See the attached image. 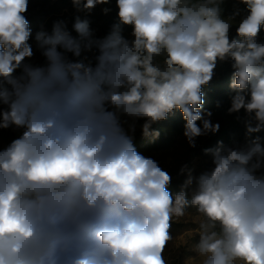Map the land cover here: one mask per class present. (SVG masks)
<instances>
[{
    "label": "clouds",
    "instance_id": "clouds-1",
    "mask_svg": "<svg viewBox=\"0 0 264 264\" xmlns=\"http://www.w3.org/2000/svg\"><path fill=\"white\" fill-rule=\"evenodd\" d=\"M71 2L89 15L111 0ZM115 2L103 38L79 14L76 36L64 20L38 31L45 64L34 66L29 0H0V129L20 131L0 148V264H168L172 223L189 208L202 219L186 264H264V137L253 135L264 131V0H235L226 18L224 0ZM93 50L94 65L67 55ZM222 62L246 143L204 149L212 167L183 165L173 194L171 175L136 150V123L155 140L152 126L179 110L190 147L216 134L203 88Z\"/></svg>",
    "mask_w": 264,
    "mask_h": 264
},
{
    "label": "rangeland",
    "instance_id": "rangeland-1",
    "mask_svg": "<svg viewBox=\"0 0 264 264\" xmlns=\"http://www.w3.org/2000/svg\"><path fill=\"white\" fill-rule=\"evenodd\" d=\"M54 1L55 0H29L28 10L26 13L34 14L36 11L43 12L48 9H50V11H54L55 13L69 11L68 7L62 8L59 2ZM236 6L237 5L235 4V0H224V2L221 4L222 16L225 18L228 17L234 11V8ZM239 7L242 8L243 5H239ZM238 19L239 18H237V22ZM44 22L45 18L37 28L34 26L31 27L32 36L29 40V44L33 49V56L30 59L26 58L25 62L30 63L34 66L45 64V58L42 56L41 49L39 48L37 41L35 40L36 33L38 31L44 30ZM91 30L93 31L96 38H103L102 36H99L97 28H91ZM130 33L131 31L126 32L125 36L131 38ZM230 35L232 38H238L236 36V22H234L233 24ZM259 39L261 42H264V30L261 31ZM94 51L95 50H93V52ZM76 59L78 58H72V60ZM89 61L92 64L95 62L94 59H88L85 62L87 63ZM226 68H231L229 62L219 63L217 68L215 69V74ZM17 71V76L21 75L22 70ZM229 107L230 99L227 101L223 109H221L217 113H213L211 117L212 122L219 123L220 127L234 126L237 124L244 126V111L241 110V112L238 114H229L227 111ZM237 115L241 118L240 120L237 119ZM143 122V120H140L136 123V131L134 134V138L136 139L143 136L141 130V125L143 124ZM198 125L202 127V123L200 121H198ZM183 131L184 128L178 131L172 130L169 133L170 142L168 144L162 146L161 148H153L147 151H141L139 153L144 155L145 157H150L156 160L159 166L163 170L167 171L172 178L176 177L179 174L180 168L185 164L194 169V175H199L201 172L210 169L212 167L211 156L194 155L193 153V149L196 148L210 134L207 136L198 137L196 139V147L193 148L190 147L187 143L186 138L183 135ZM19 135V130H14L12 128L0 129V148L6 147ZM260 136L264 137V132ZM245 143L246 137H236L232 139L227 145L233 147H242L245 145ZM201 219L202 217H200L196 213L195 208H189L188 214L185 217L180 218L179 220L172 223L170 233L173 239L168 243L164 252V257L168 264H186V261L189 257L195 256V253L191 251V246L199 239L198 236H195V230L198 228Z\"/></svg>",
    "mask_w": 264,
    "mask_h": 264
},
{
    "label": "trees",
    "instance_id": "trees-1",
    "mask_svg": "<svg viewBox=\"0 0 264 264\" xmlns=\"http://www.w3.org/2000/svg\"><path fill=\"white\" fill-rule=\"evenodd\" d=\"M54 2H59L62 8L68 7L69 11L55 13L54 11H50V9H48L43 12L36 11L34 14L25 13L26 18L29 21L30 28L33 26L37 28L45 18L44 31L51 33L53 22L57 20H64L67 23L68 30L72 33V35H76L72 26L74 24L75 16L79 14L82 19H87L89 21L90 28H97L99 36L104 37L110 32L112 25L118 23V9L116 7L115 0H111L110 4L97 6L89 15L77 13L71 0H55ZM105 7L111 9L108 14H104L102 11V9ZM130 31L131 28L126 26L124 28V35L126 32ZM94 54L95 51L93 53H84L78 59H84L85 56L88 59H94ZM67 55L70 59L74 58L71 53H68ZM94 64L95 62L93 65ZM232 71L233 70L231 68H226L216 73L212 81L203 88L205 100L203 105L204 110L217 113L224 108L227 101L230 99V96L232 95L229 88ZM17 74L18 71L15 73V75L17 76ZM217 102H219V107H217ZM184 124L185 121L182 118V114L179 112V110H176L173 114L169 115L167 119L152 126L154 130L160 132V135L157 139L153 140L151 137L144 138L143 136L138 139L134 138V146L138 152L147 151L153 148H161L170 142L169 133L172 130H181L184 128ZM263 132L264 131L253 135H261ZM245 133V127L239 124L228 127L221 126L216 134H210L196 148H194L193 153L194 155L210 156L205 155L204 149L215 147L218 141H223V143L227 145L232 139L236 137H246ZM184 179L185 175L180 174H178L176 177H173L172 182L169 185L170 192L175 194L180 191Z\"/></svg>",
    "mask_w": 264,
    "mask_h": 264
}]
</instances>
